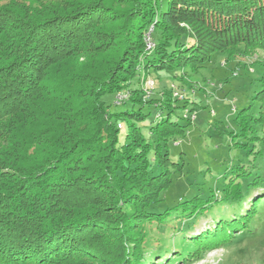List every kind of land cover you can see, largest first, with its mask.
I'll use <instances>...</instances> for the list:
<instances>
[{
	"label": "trees",
	"instance_id": "trees-1",
	"mask_svg": "<svg viewBox=\"0 0 264 264\" xmlns=\"http://www.w3.org/2000/svg\"><path fill=\"white\" fill-rule=\"evenodd\" d=\"M241 46L264 50V0H0V264L105 258L107 229L121 264H147L141 221L205 216L202 191L166 202L184 168L170 144L187 136L176 114L188 102L148 83L164 72L188 90L186 72Z\"/></svg>",
	"mask_w": 264,
	"mask_h": 264
},
{
	"label": "rangeland",
	"instance_id": "rangeland-1",
	"mask_svg": "<svg viewBox=\"0 0 264 264\" xmlns=\"http://www.w3.org/2000/svg\"><path fill=\"white\" fill-rule=\"evenodd\" d=\"M146 38L152 47L150 33ZM236 54L217 55L196 74L186 72V82L192 83L188 90L164 72L150 75L155 96L177 90L178 98L188 102L185 110L180 101L176 114L181 125H187V136L170 144L173 159L182 160L184 168L167 194V204L199 191L213 198L210 211L196 220L181 211L141 221L138 238L147 264H264V50L244 53L241 46ZM156 113L152 111L147 125L156 120ZM178 169L175 165L173 171ZM227 179L230 189L223 192ZM247 181L257 184L248 190ZM216 221L224 224L214 230ZM99 238L106 260L121 264L123 252L115 232L104 230ZM85 252L64 255L53 264H107L99 253Z\"/></svg>",
	"mask_w": 264,
	"mask_h": 264
},
{
	"label": "built area",
	"instance_id": "built-area-1",
	"mask_svg": "<svg viewBox=\"0 0 264 264\" xmlns=\"http://www.w3.org/2000/svg\"><path fill=\"white\" fill-rule=\"evenodd\" d=\"M148 86L152 89L153 88V82L149 81Z\"/></svg>",
	"mask_w": 264,
	"mask_h": 264
}]
</instances>
